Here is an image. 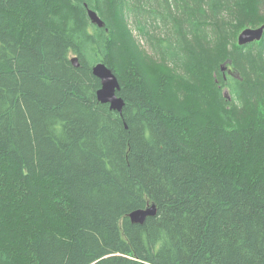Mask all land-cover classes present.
Instances as JSON below:
<instances>
[{"label": "trees", "instance_id": "trees-1", "mask_svg": "<svg viewBox=\"0 0 264 264\" xmlns=\"http://www.w3.org/2000/svg\"><path fill=\"white\" fill-rule=\"evenodd\" d=\"M263 7L0 0V264H264V34L236 45L238 29L264 24ZM130 26L200 106L166 103ZM190 34L235 42L226 57L244 80L198 64ZM97 62L118 77L121 112L97 99ZM149 203L154 216L128 218Z\"/></svg>", "mask_w": 264, "mask_h": 264}, {"label": "rangeland", "instance_id": "rangeland-1", "mask_svg": "<svg viewBox=\"0 0 264 264\" xmlns=\"http://www.w3.org/2000/svg\"><path fill=\"white\" fill-rule=\"evenodd\" d=\"M171 2L173 3L174 0H171ZM264 10V7H263ZM226 14V13H225ZM240 15L237 14L236 19L234 20V22H243L244 20L248 19L250 11L246 8L243 11V13H239ZM240 19V20H238ZM251 20V19H250ZM190 21V20H189ZM187 22L186 25H190V22ZM129 23L132 24L131 20H129ZM238 23H235V25H237ZM251 24H253V22H248L247 24H245L244 26H242L240 29H238L237 34H236V45L237 44V37L238 34L245 28L247 27H254ZM116 25V24H115ZM260 25V24H259ZM257 25V27L259 26ZM118 26V25H116ZM256 27V26H255ZM131 28V29H130ZM130 28H125V31H129V32H133L132 35L134 34L138 40H133L135 46H136V51L141 52L140 56H139V68L142 71V73L144 74V76H146V78L151 80V83H155L156 79H158L159 77H163L165 78V82L167 85V92L165 94V99H166V103L173 105L174 107H177L179 109H181L182 106H186L189 105L192 107H198L200 106V102L197 100H190V80L189 81H185V83L182 80L178 81V78L175 79L178 74L175 75V71H173L170 67H166L164 65H162L161 61L154 57L152 54V50H150L149 45L146 43V41L144 39H142L141 36H137V30L134 29L133 27L130 26ZM202 33H200L201 35ZM133 35V37H134ZM205 37H201L199 40H197L198 35L197 34H190L188 37V40L190 42V39H195L196 43L195 46L196 48V52H197V56H198V64L202 65L206 62L212 63V66L217 69L220 66H226L225 69H227L228 67L231 68L232 70L227 73L228 75H236L239 78H242L244 80L245 76L242 77L240 75L239 71H236V73L234 74V70L233 68L230 66V61L227 60V54L229 53L230 49H234V45L235 42H233V46L229 43H227V40L225 38H220L218 41L215 39L214 37H207L206 35H204ZM198 44V45H197ZM230 48V49H229ZM243 52H248L247 50H239L238 54L236 55V57L238 58L240 56V54H242ZM232 55H234V52L230 53ZM132 55L133 57H138L136 55L133 54L132 51ZM73 57V56H72ZM235 57V58H236ZM240 62V61H239ZM198 66V65H197ZM210 64H208L207 67H209ZM241 66V64H240ZM242 67V66H241ZM195 68V67H194ZM222 70L223 71H225ZM196 70V68H195ZM213 70L210 71V75L213 76L212 74ZM188 78H190V73L189 75H187ZM175 79V81H174ZM198 80V78H197ZM210 80L213 81V78L210 77ZM205 83H201L199 82V84H197V87H195V90L197 91H208V84L209 81L208 80H204ZM224 94L230 98V95L228 93V91L226 89H224ZM203 99H208L204 94L201 96Z\"/></svg>", "mask_w": 264, "mask_h": 264}, {"label": "water", "instance_id": "water-1", "mask_svg": "<svg viewBox=\"0 0 264 264\" xmlns=\"http://www.w3.org/2000/svg\"><path fill=\"white\" fill-rule=\"evenodd\" d=\"M87 15L92 23L97 24L99 27L104 26V21L94 9L87 7ZM263 34L264 24L258 27H247L238 34L237 44L243 46L258 41L262 38ZM70 60L74 66L79 65L77 56H73ZM225 68L226 66H223L221 67V70H224ZM92 73L100 80L101 84L96 91L98 101L101 103H108L111 109L121 112L124 101L117 95L120 84L116 74L104 62L95 63L92 66ZM156 212V204L149 203L144 208H138L131 211L128 216L133 223L142 224L148 217L154 216Z\"/></svg>", "mask_w": 264, "mask_h": 264}, {"label": "bare ground", "instance_id": "bare-ground-1", "mask_svg": "<svg viewBox=\"0 0 264 264\" xmlns=\"http://www.w3.org/2000/svg\"><path fill=\"white\" fill-rule=\"evenodd\" d=\"M233 32V31H232ZM143 39V38H142ZM228 71V70H227ZM101 85V84H100ZM258 109V108H257ZM169 110V109H168ZM187 110V109H186ZM129 218V217H128Z\"/></svg>", "mask_w": 264, "mask_h": 264}, {"label": "flooded vegetation", "instance_id": "flooded-vegetation-1", "mask_svg": "<svg viewBox=\"0 0 264 264\" xmlns=\"http://www.w3.org/2000/svg\"><path fill=\"white\" fill-rule=\"evenodd\" d=\"M243 46H244V45H243ZM227 70H228V69H227ZM227 70H226V73L229 72V71H227Z\"/></svg>", "mask_w": 264, "mask_h": 264}]
</instances>
